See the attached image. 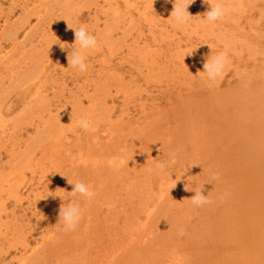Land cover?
<instances>
[{
  "label": "rangeland",
  "instance_id": "obj_1",
  "mask_svg": "<svg viewBox=\"0 0 264 264\" xmlns=\"http://www.w3.org/2000/svg\"><path fill=\"white\" fill-rule=\"evenodd\" d=\"M97 1L95 3V0H0V90H4L0 91V99L1 101L4 99L2 101L4 105L10 103L16 105L10 113H3L0 133L4 129L8 135L14 127L20 125L23 133L19 138L23 143L28 136H34V130L31 128L26 132V127L31 124V119H37L36 115L39 114L37 109L47 106L56 124L68 123L65 127L63 126L62 130H65L61 134L69 138L66 144L62 142L63 148L58 147L57 150L53 148L55 152L53 149L50 150L54 152L53 160L55 161H48L46 158L42 159V163H40L41 154L44 152L38 150L34 152L36 154L34 157H28L31 161L26 159V156L10 157L7 153L9 143L5 139H0V190L7 189L5 183L8 180L12 185L15 182L18 185L23 184L31 177L34 180V183H31L32 193L28 188L21 190L19 196L23 200L22 208L21 212L15 213V216H12L13 207L6 201L7 195L1 196L5 200L6 209L4 214L0 213V233L3 236L7 235L10 239L11 235L18 237L21 231L20 234L26 235L29 247L26 252L23 253L18 249L19 252H16L18 254H15L13 249L20 248V242H17L18 244L9 242L0 236V246H2L0 247V264H5L13 257L20 263L12 264H25L28 259L31 262H35L37 258L40 260L41 253L36 252L41 247L42 241L57 235V228H59L57 223L61 221L58 219L61 204L63 202L78 204L79 201L80 205L81 196L73 197L69 193L73 186L68 184L67 179L72 182L83 179L91 190L101 192L103 197L98 200L99 202L87 204L84 208L80 206L88 213L95 212L96 205H100L101 208L98 209L96 221L86 219L80 222L76 228L78 236L75 239L71 232L72 239L77 244L73 246V251L69 250L72 247L71 244H67L66 247L64 244L65 249H69L66 253H61L62 258L60 257L59 264L85 262L79 250L89 242V239L87 238L86 242L82 240L84 234L82 228L87 224L85 221L88 223L94 221L93 224H95L98 220L103 224L104 221L111 220L112 217H107L108 203L114 204L111 208L113 210L109 213L118 221L115 226L118 229H114V233L118 234L117 241L115 239L113 242L118 243L119 249L126 247L125 241L130 239L124 238L118 230L122 228L126 215L132 218L134 216L132 211L137 215L142 213L145 200H148L146 202L148 219L152 215L160 225V231L157 232L155 225L150 224L147 236L142 241L148 246V258L139 254L126 255L128 259L122 258L116 264H175L177 261L174 259H177L179 264H205L211 259L218 261L222 258V255L216 251L219 248L223 251L225 243L231 250L224 254L229 256L222 260L223 264H264V180L245 179L247 184L250 183L247 210L242 218L245 226L243 229L229 228L232 233L229 237V239L232 238L231 244L227 243L229 241L227 236L219 234L214 239L205 234V231H211L215 224L209 220V217L212 214L221 217L220 211H223L222 206L218 205L220 202L217 203V191L214 189L222 185L215 186L216 181L210 180V172L223 174L222 171H228L227 167L235 171V166H239L240 160L242 161L241 155L247 146L248 138L250 137V140L254 142L257 133L262 134L260 151H264V130L263 133L256 132L257 122L251 121L250 117L253 115L258 121L261 116L263 117L264 112H259V118L258 112L248 111L245 106L239 105L241 100L242 105L249 104L247 100L241 98V94L246 92L244 87L257 81L255 80L257 72L262 73L264 70V54H261L264 53V45L260 48L246 38L250 35H252L251 38L254 35L264 37V0H240L237 6L232 4L231 0H227L228 2L223 0L228 8V14L223 20L232 19L223 29H217L214 26L217 23L221 24L223 20L214 24H209L205 20L203 14L208 10V5L203 0H195L189 6L188 11L193 17L187 25H177L171 17L175 0ZM210 2L215 3L216 0H210ZM251 8L255 9V14L245 20L241 19L240 17L245 14H250ZM67 23L77 28L86 26L87 30L97 37L98 47L87 54L88 69L84 73L69 67L68 50H61L58 44H54L60 40L65 43L64 46L69 51L76 47L72 45L75 40L74 32L67 28ZM8 34H10L9 37ZM11 34H13L12 37ZM225 50L229 53L231 65H228L223 78L217 79L216 83L209 82L203 74V78L198 79L197 73L204 70L205 58ZM238 58L244 60L243 73L248 77L254 66L250 62H245L246 58L256 59L254 60L255 69L260 67L262 70L256 72L254 69L252 80L241 74L245 80V83H241L238 78L233 77ZM45 77L47 82H50L48 86L44 84L37 97L34 95L35 89ZM226 80L230 81L229 87ZM32 83L35 86L29 91L30 95L22 104L20 100L22 93L26 91L24 88ZM230 91L238 93L240 97L234 104L235 107L229 105L227 100H231ZM235 101L236 99H233V102ZM227 111L232 115L230 119L223 117ZM85 114L94 122L95 128L92 131H84L78 126V121ZM24 117H26L25 121H23ZM226 119L229 121L226 122ZM75 139H79L77 145L73 144ZM182 139L185 141L182 142ZM113 141L118 142L119 149L114 152L111 150ZM181 145H186L184 152L181 151L183 150ZM125 148L129 151H125ZM23 149L24 147L20 146V150ZM223 150L228 153L225 165L222 162L212 167L215 156ZM162 151L166 154L157 160V153ZM172 152L177 154V163L167 167L171 171L170 181L176 184L171 188V184L167 183L169 180L166 182L168 178L165 179L164 185L159 178L155 177L156 175L150 172H158L155 169L156 163L169 160V154ZM62 154L67 156L66 163H63V158L60 156ZM206 156L208 160L202 162ZM52 162L55 163L54 166H51ZM16 164H21L22 170L15 176L17 168L11 172V167ZM35 164L42 165L39 169L44 170L43 175H41L43 171L40 172L39 169L34 171L37 167ZM123 164L127 167L121 172L117 168ZM104 165L116 168L120 172L113 173V176L108 174L109 179H106L102 173ZM58 168L60 174L57 172ZM83 168L88 170L89 175L90 171L94 170L103 177L91 180L90 176L86 179L85 175H82ZM129 168L132 170V176L134 175L133 187L130 189L127 186L130 183L124 184L125 180L126 182L130 180V177L126 178L123 174ZM239 170L238 168L237 172ZM247 170L248 168L242 170L246 176ZM30 172L35 174L30 175ZM67 174L68 178H66ZM197 174L205 175L204 179L201 178L202 176L196 179ZM226 174L228 176L229 172ZM147 177L150 178L149 184ZM237 178L238 182L242 180L241 176ZM103 182H106V185ZM203 185V194L208 195L213 203L196 207L190 200L195 195L192 190ZM177 190L179 197L183 196L181 203L175 195ZM231 193L232 197H237L235 191ZM33 196H36L38 206L29 208ZM150 196L154 199L151 200ZM218 199L221 201L220 198ZM106 200L108 202H105ZM155 206L161 208L156 214L153 213ZM215 207L219 209L218 212L215 211ZM25 209L27 210L23 212ZM168 209L171 212H167V216ZM123 210L125 213L122 212ZM254 218L257 224L253 226L248 224ZM45 220L50 221L49 231L45 229L43 222ZM230 220L235 225L238 224L235 215ZM142 222H145V219L140 217L139 225ZM105 226L99 227L101 233L109 232L107 227L111 225ZM180 228L185 230L184 236L178 235ZM237 230H241V233H237ZM141 231L137 227L133 235L136 237ZM102 243V248L108 246L106 242ZM5 247L11 249L7 251L11 253L10 257L6 254ZM209 247L215 251L212 256L214 258H203L202 250ZM134 252L139 253L138 247ZM46 253V256L48 253L49 256L51 255L49 251ZM95 253L93 250L90 252V258H94L92 262L90 261L91 264H109L114 261L112 254L95 260L97 258L94 256ZM101 254L103 255L104 251ZM51 262L58 264L54 258L49 264Z\"/></svg>",
  "mask_w": 264,
  "mask_h": 264
},
{
  "label": "bare ground",
  "instance_id": "obj_2",
  "mask_svg": "<svg viewBox=\"0 0 264 264\" xmlns=\"http://www.w3.org/2000/svg\"><path fill=\"white\" fill-rule=\"evenodd\" d=\"M96 2L95 3H97L98 1L97 0H95ZM227 1V0H226ZM228 2V1H227ZM231 3L232 4H234V5H238V3H240V0H231ZM230 4V3H229ZM95 6V5H94ZM111 7V6H110ZM240 7V6H239ZM100 9V8H99ZM255 14V9H252L251 8V12H250V14H248V15H244V16H242V17H240L241 19H243V20H245V18H250V17H252L253 15ZM229 15H231V14H229ZM232 16V15H231ZM247 16V17H246ZM229 20H232V19H230V18H228L227 20H223L222 22H221V24H219L218 25V23L217 24H215L214 26L215 27H217V29H223L224 27H226L227 25H228V21ZM11 27V26H10ZM9 27V28H10ZM13 29V28H12ZM10 31V30H9ZM12 31V30H11ZM14 34V33H13ZM13 34H11V37H12V35ZM9 35L10 34H8V37H9ZM16 35V34H15ZM250 36H252V35H250ZM250 36H248V37H246L248 40H249V42H253V44H255L256 46H261V45H264V37H261V36H258V35H254L252 38L250 37ZM14 37V36H13ZM9 40H10V38H8ZM8 39H6V41L8 40ZM8 40V41H9ZM12 40H14V39H12ZM11 41V40H10ZM14 42V41H13ZM18 46V45H17ZM249 47V46H248ZM260 48H262V47H260ZM249 49H250V47H249ZM249 49H247V50H249ZM258 49V48H257ZM262 50V49H261ZM198 51V50H197ZM256 51V50H255ZM260 51V50H259ZM264 51V50H263ZM199 52V51H198ZM197 52V53H198ZM248 52V51H247ZM252 52V51H251ZM262 52V51H261ZM253 53V52H252ZM257 53V52H256ZM261 54H264V53H261ZM233 56H234V54H233ZM254 58H255V56H254ZM264 59V58H263ZM2 60V59H1ZM254 60H256V59H249V58H246V61L245 62H250V63H252L253 64V66L254 67H252V73H251V75H250V77H248L245 73H243V66H244V64H243V61H242V59L241 58H238L237 59V65H236V68L234 69V72H233V77H236V78H238L239 79V81L241 82V83H245V80H244V78L242 77V75L241 74H243V75H246L250 80H252L251 78H252V76H253V73L256 71L257 72V70H262V69H260V67L259 68H257V70L255 69V67H256V64H254L255 63V61ZM231 65V64H230ZM229 65V66H230ZM1 66V65H0ZM240 66V67H239ZM43 67V66H42ZM230 68V67H229ZM241 69V70H240ZM255 69V71H253ZM201 70V69H200ZM227 70V69H226ZM241 72H240V71ZM201 71H203V70H201ZM201 71H199L198 73H197V78L198 79H202L203 78V72H201ZM230 71V70H229ZM174 72V71H173ZM177 72V71H176ZM175 72V73H176ZM44 73V72H43ZM178 73H179V71H178ZM6 74V73H5ZM24 73H22V75H23ZM188 74H191V73H188ZM186 75V74H185ZM257 78L255 79V80H257V81H255L252 85H250V84H247L245 87H244V91L246 90V92L245 93H242L241 95V98L242 99H245V100H247L248 102H249V104H247V105H245L244 103H243V105H242V100H241V102H239V105L240 106H245L247 109H248V111H255V112H258L257 113V117H259L260 115H259V112H264V70H263V72L262 73H258L257 72ZM2 77V76H1ZM173 77V76H172ZM194 77H196V76H194ZM193 79V78H192ZM191 79V80H192ZM234 79V78H233ZM40 81V80H39ZM197 81H199V80H197ZM206 80H204V82H205ZM227 81V80H226ZM50 81H48L47 82V80H46V77L44 78V80H42L40 83H39V86L35 89V93H34V95H36L37 97H39V94H40V90L44 87V84L46 83V85L48 86V83H49ZM228 82V81H227ZM230 82V81H229ZM228 82V87L230 86V83ZM52 83V82H51ZM216 83V82H215ZM2 84V83H1ZM209 85V84H208ZM227 85V84H226ZM35 86V84L34 83H32L31 85L29 84L28 86H25V87H27V88H24V89H26V91L25 92H23L22 93V96H21V103L22 104H24L25 103V101H26V99H27V97L30 95L29 94V91L32 89V87H34ZM4 87V86H3ZM216 87V86H215ZM178 88H180V87H178ZM217 88V87H216ZM216 90V89H215ZM0 91H4V90H0ZM244 91H242V92H244ZM194 92V91H193ZM192 92V93H193ZM207 93H209V91H206ZM231 92V95L229 94V96L231 97V100H229V99H227L228 100V103H230L229 105H232V106H234L235 107V105L234 104H236L237 102H238V99L240 98L238 95V93H236V92H232V91H230ZM234 93H236V94H234ZM195 94V93H194ZM88 95V94H87ZM187 95V94H186ZM198 95V94H197ZM196 95V96H197ZM74 96V95H73ZM87 97H89V96H87ZM0 98H1V96H0ZM233 99H236V101L235 102H233ZM0 101H1V99H0ZM2 101H4V99L2 100ZM2 101H1V103H0V123H1V121H2V115H3V113H10V111H12L13 109H14V107L16 106L15 104H12V103H10V104H8V105H4V104H2ZM72 101V100H71ZM246 101V102H247ZM7 103V102H6ZM48 104V103H47ZM43 105H45V104H43ZM60 105V104H59ZM77 105V104H76ZM74 107V106H73ZM37 109V108H36ZM233 110L235 111V109L233 108ZM37 111H38V113L39 114H37L36 116H38L37 117V119H34V120H32L31 119V124H29L28 125V127H26V132L27 131H29L31 128L34 130V136H32V135H30V137L28 136V138H26V140L22 143L21 142V140L22 139H20L19 137L22 135V133H23V130H22V128L20 127V125H19V127H14V129H13V131L11 132V133H9L8 135H7V133H6V130H2V132L0 133V139H5V140H7V142L9 143V151H7V153H8V155H10V157H13V156H17V155H19V156H21V157H23V156H26L27 158L26 159H28V157L29 156H31V157H34L36 154H34V152L36 153L37 152V150L38 151H41V152H44L43 154H41V160H40V163H42V159L44 160V159H48V161H55V160H53L54 159V152H55V150L53 149V148H56V150H57V148L58 147H64V146H61L62 145V142L63 143H65L66 144V141L69 139V138H65V136L64 135H62L61 133L65 130H62V128H63V126L65 127L66 125H68V123H65V124H63V125H60V124H56L55 123V118L52 116V113H51V110H50V108L47 110V106L45 107V106H43V107H39V109H37ZM154 114V113H153ZM232 114H233V112H232ZM260 114H262V113H260ZM33 115V114H32ZM231 116L232 115H230V113L227 111V113L223 116L224 118H231ZM30 117V116H29ZM251 117V121H253V122H257V131L256 132H261V133H263V130H264V114H263V117L261 116V118L260 119H258V121L257 120H255V117L253 116V115H251L250 116ZM25 118L26 117H24L23 118V121H25ZM28 118V117H27ZM32 118H34L33 116H32ZM27 120V119H26ZM30 120V119H29ZM229 120L228 119H226V122H228ZM36 123V124H35ZM177 123V122H176ZM22 125V124H21ZM26 125V124H25ZM24 125V126H25ZM256 125V124H255ZM259 125V126H258ZM23 126V127H24ZM256 127V126H255ZM262 127V128H261ZM259 128H261V129H259ZM69 129V128H68ZM62 130V131H61ZM253 130V129H252ZM74 131V130H73ZM6 133V134H5ZM32 133V132H31ZM64 133H68V132H64ZM85 133V132H84ZM69 134V133H68ZM72 134V133H71ZM32 136V137H31ZM81 136V135H80ZM124 136V135H123ZM255 138H254V142H252V140H250V137L248 138V140H247V146H246V148H245V150H244V153H242V155H241V158H242V161L240 160V162H239V166H235V171H233L232 170V168L231 167H227L228 168V171L226 172V171H222L223 172V174L221 173L220 174V179L219 180H216V182L214 183L215 184V186H217V185H222L221 187H219V188H214L216 191H217V193H216V195H217V197H216V200H217V203H219L218 205H221L222 206V210L223 211H220V212H222L220 215H221V217H216V215H211L210 217H209V220L211 221H213L215 224L212 226V229H211V231H205V234H206V236H208V237H212V238H214V239H216V236H218L219 234L220 235H223V236H227V238L229 239V237L230 236H232V233L230 232V229L229 228H240V229H243L244 228V226H245V223L242 221V218H243V214L245 213V211L247 210V194H248V187L250 186V183L249 184H247V180H245V179H254V181L255 180H257V181H259V180H264V151H260V142H261V138H262V134H255ZM27 137V136H26ZM117 137V136H116ZM115 137V139H117ZM252 137V136H251ZM254 137V136H253ZM74 138V137H73ZM76 138V137H75ZM95 140H96V138H94ZM252 139V138H251ZM77 140H79V139H75L74 140V143L73 144H76L77 145V143H79V141H77ZM111 140V139H110ZM118 140V139H117ZM114 141H116V140H114ZM113 141V143L111 144L112 146V149L111 150H113L112 152H114V151H117V147H118V142H114ZM182 142H184L185 140L184 139H182L181 140ZM112 142V141H111ZM71 143H72V141H71ZM80 145V144H79ZM20 146H22V147H24V149L23 150H20ZM73 146V145H72ZM181 147H182V149L183 150H181L182 152H184V150L186 149L185 147H186V145H181ZM108 148H110V147H108ZM53 149V151L54 152H52V151H50V150H52ZM130 149V148H129ZM17 150V151H16ZM69 150V149H68ZM119 150V149H118ZM5 151V150H4ZM108 151V150H107ZM107 151H106V154H107ZM125 151H129L128 149L126 150V148H125ZM137 151V150H136ZM50 152H52V153H50ZM130 152H131V150H130ZM143 152V151H142ZM141 152V154H143ZM145 152H147V151H145ZM50 153V154H49ZM56 153H57V151H56ZM131 153H133V152H131ZM14 154H16V155H14ZM51 154L53 155V156H51ZM111 154H113V153H111ZM111 154H110V156H111ZM127 154H129V153H127ZM137 154V153H136ZM140 154V155H141ZM164 154H166V153H164L163 151L162 152H160L159 154L157 153V156H156V159L157 160H159L160 158H161V156H164ZM40 155V154H39ZM184 155H185V153H184ZM58 156H59V154H58ZM60 156H62V160H63V163H66V158L65 157H67L66 155H60ZM146 156V155H145ZM227 156H228V153H227V151L226 150H223V151H220L219 153H218V155H216L215 156V163L214 164H212V167H215V166H217V164H219V163H224V165H225V163H226V158H227ZM30 157V158H31ZM107 157V156H106ZM135 157V156H134ZM141 157H143V156H141ZM140 157V158H141ZM147 157V156H146ZM57 158V157H56ZM60 158V157H59ZM144 158V157H143ZM61 159V158H60ZM133 159V158H132ZM135 159H137V158H135ZM142 159V158H141ZM141 159H138V160H141ZM144 159H146V158H144ZM28 160H30V159H28ZM32 160H33V158H32ZM208 160V157L206 156V158L205 159H203L202 160V162L203 161H207ZM245 160H246V163H245ZM31 161V160H30ZM148 161V160H147ZM142 162H144V161H142ZM10 163H11V161H10ZM29 163V162H28ZM27 163V164H28ZM38 163V165H39V162H37ZM50 163V162H49ZM52 164L53 165H51V166H54V162H52ZM133 164H134V162H133ZM133 164H131V165H133ZM204 164V163H203ZM21 164H16V165H12V170H11V172H13V169L14 168H17L16 169V172H15V176H16V173L17 172H21V170H22V168H21V166H20ZM25 165V164H24ZM36 165V164H35ZM38 165H36L37 167H36V169H34V171L36 172L38 169H39V167H41V166H38ZM131 165H130V167H131ZM34 166V165H33ZM105 166V165H104ZM170 166V165H169ZM168 166V167H169ZM26 167V166H25ZM31 167H32V165H31ZM118 167V166H117ZM127 167V165L125 164H123L122 166H119V168H117V169H119L121 172L124 170V168H126ZM128 167H129V163H128ZM27 168V167H26ZM134 168V167H133ZM136 168V167H135ZM221 168V167H220ZM240 169L239 170V172H237V169ZM245 168H248V170H247V176H246V174H244L245 172H243L242 170L244 169L245 170ZM42 169V168H41ZM116 168H112V167H107V166H105V168H103V171H102V173H104L103 175H105V177H106V179H109V175L108 174H110V176L113 174V173H116V172H120V171H118ZM218 169V168H217ZM32 170V169H31ZM126 170V169H125ZM128 170V171H127ZM125 172H123V174H125L124 176H126V178H127V176H129L130 177V180L128 181V182H126L127 180H125V183L123 182V181H121L122 183H124L125 185L127 184V183H130V184H128L127 186H129V188L128 189H130V187H133V182H132V180H134L133 178H134V175L132 176V170L129 168V169H127ZM150 170L152 171V168H150ZM30 171V170H29ZM33 171V170H32ZM38 171H40V172H42L41 173V175H43L44 174V170H38ZM83 173H82V175H85V178L86 179H89V177L91 176V180L92 179H94V178H97V177H100V176H102L103 177V175H101V174H98V173H96L94 170H93V172H91L90 171V175L88 174V170H86L85 168H83ZM134 171H135V169H134ZM35 172H32V174H35ZM57 172H58V174H60L59 173V168L57 169ZM184 172H186V171H184ZM229 172V174H228V176H227V174L226 173H228ZM151 174H153V175H156L155 177L156 178H159L160 179V182L161 183H164V185H165V179H167L166 180V182L168 183V184H171V188L172 187H175L176 186V184L174 183V182H171L170 181V177H171V171L168 169V168H166L163 172H156V173H152V172H150ZM225 173V174H224ZM31 174V172H30V175H32ZM89 176H88V175ZM74 175V174H73ZM180 175H182V174H180ZM183 175H185V173L183 174ZM187 175V174H186ZM67 176V178H68V174L66 175ZM113 176V175H112ZM116 176H118L117 174H116ZM120 176H121V174H120ZM123 175L121 176V177H124ZM187 176H190V175H187ZM199 176H202L201 178L202 179H204V176L202 175V174H197V176H196V179L199 177ZM206 176H208L207 174H206ZM238 176H241V178H242V180H240V182H238ZM93 177V178H92ZM120 177V178H121ZM132 177V178H131ZM30 178V177H29ZM142 178V177H141ZM148 178V184L150 183L149 182V180H150V178L149 177H147ZM188 178H190V177H188ZM188 178H187V180H188ZM22 179V178H21ZM143 179V178H142ZM113 180V179H112ZM145 180V179H144ZM195 180V179H194ZM56 182H57V180H55ZM104 181H106L105 179H104ZM114 181V180H113ZM146 181V180H145ZM145 181H144V183H145ZM163 181V182H162ZM185 181H186V179H185ZM190 181V180H189ZM243 181H245L244 183H243ZM80 182H85L83 179L80 181ZM118 182V181H117ZM9 183H10V185H9ZM23 183V182H22ZM31 183H34V180H33V178L31 177V179H28L27 181H25L23 184H16V182H15V184L13 183V185L11 184V181L10 180H8V181H6V186H7V189H1L0 190V213L1 214H4V212H5V209H6V205H5V200H3L2 198H1V196H2V194H5V195H7V198H6V201L7 202H9L10 204H11V206L13 207V209H12V212H13V214H12V216H15V213L16 212H21L20 210H21V208H22V202H23V200L21 199V197L19 196L20 195V192H21V190H23V189H26V188H28L29 189V191H30V193H32V188L31 187H33L32 186V184ZM44 183V182H43ZM46 183V182H45ZM105 183V185H106V182H103V184ZM188 183V182H187ZM86 184V183H85ZM103 184H101L102 186H103ZM146 184H147V181H146ZM168 184H166V186L168 185ZM44 185V184H43ZM46 185V184H45ZM143 185H145V184H143ZM117 186H119L118 184H117ZM124 186V185H123ZM147 186V185H146ZM165 186V187H166ZM100 187V186H99ZM121 187V186H120ZM135 187V186H134ZM160 187V186H159ZM199 187V186H198ZM197 187V188H198ZM46 188V187H45ZM101 188V187H100ZM99 188V189H100ZM104 188H106V187H104ZM112 188V187H111ZM263 188H264V185H263ZM113 189V188H112ZM189 189V188H188ZM96 190H98V189H96ZM122 190V189H121ZM187 190V189H186ZM46 191V190H45ZM108 191V190H107ZM118 191H120V190H118ZM214 191V190H213ZM235 191V193L237 194V197L236 198H234V197H232V193L231 192H234ZM110 192V191H109ZM128 192H130L129 190H128ZM134 192V191H133ZM132 192V193H133ZM136 192V191H135ZM178 192V190L176 191V197L179 199V202L181 203V201H183V196L181 195V197H179L180 195H179V193H177ZM230 193V195L229 196H227V198H225V199H221V197L224 195V193ZM113 193V192H112ZM112 193H109L110 195L112 194ZM95 196L91 199V200H89V199H86V198H84V197H80L79 198V200H80V206H82L83 208H84V206H86L87 204H92V203H94V202H99L98 200L99 199H101L102 197H103V194L101 193V192H97V191H95ZM135 194V193H134ZM133 194V195H134ZM140 195V194H139ZM31 196V195H30ZM111 196H113V195H111ZM136 196V195H135ZM143 196V195H142ZM6 197V196H5ZM107 197H109V196H107ZM106 197V198H107ZM120 197V196H119ZM133 197V196H132ZM148 197V196H147ZM4 198V197H3ZM112 198V200H113V197H111ZM218 198H220L221 199V201L218 199ZM45 199V198H44ZM131 199V198H130ZM146 199V198H145ZM150 199L151 200H153L154 198H153V196L151 197L150 196ZM27 201L29 200V199H26ZM46 200V199H45ZM78 200V199H77ZM111 200V199H110ZM140 201V200H139ZM148 200H145L144 201V208L141 210V214L139 215H137V214H135L136 212H133L132 210V214L134 215V216H132V218L131 217H129V216H127L126 215V217L125 216H123V217H125L124 218V221H123V225H122V228H120L118 231H120L122 234H123V236H124V238L126 237V239H127V237H129L128 238V240L129 241H125V243H126V247H124L123 246V249L122 248H120L121 249V251H120V249L118 248V246H117V235L118 234H116V233H114V229L116 228L115 226H117V224H118V221L116 220V218H113V216L112 215H110V213H111V211L113 210V209H111L113 206H114V204L113 205H111L110 203H108V215H107V217L108 218H111V220L110 219H108L107 221H104L103 222V224L102 223H100V222H98V220H97V222L95 223V224H93L94 223V221H93V223H88V222H86L85 221V223H87L83 228H82V232L84 233H82L83 234V241H87V238L89 239V242H87L86 244H84L85 246H83L82 248H81V250H79V252L81 251V255H82V258L85 260V262L84 263H82V264H91V262L93 261L92 259H94L93 257H92V259L90 258V252L93 250L94 252H96L95 253V255L94 256H96L97 258L95 259V260H99L100 259V257H104V258H106L105 256L107 255H111L112 254V256L114 257L113 258V260L114 261H112V262H110L111 264H116V262L118 261L119 262V260H121L122 258H125L126 257V255H129V256H133V255H137V254H139L140 256H142V257H146V258H148V246H146V245H144L143 243H142V241H144L145 239V237L147 236V232H148V228H149V225L151 224L152 226L153 225H155L154 227L157 229V232H159L160 231V225L156 222L157 221V219L154 217V216H150V219H148V206H147V204H146V202H147ZM6 202V203H7ZM105 202H108L107 200L105 201ZM111 202V201H110ZM143 203V202H142ZM48 204V203H47ZM78 204H79V201H78ZM132 202H131V206H132ZM167 204V203H166ZM29 205V204H28ZM32 206H34V207H37L38 206V201H37V199H36V196H33V201H32V203H31V206L29 205V208L30 207H32ZM81 207V208H82ZM99 208H101V206L100 205H96V210H95V212H93V213H88V212H86V211H83V218L84 219H82V220H86V219H94L95 221H96V219H97V216H98V214H99V211H98V209ZM216 208V207H215ZM125 209V208H124ZM131 209V208H130ZM158 209H161V208H158V207H154V209H153V213H155L156 214V212H157V210ZM27 209H25L23 212H25ZM82 210H84V209H82ZM122 210V209H121ZM135 210V209H134ZM171 212V210L170 209H168V210H166V214H167V216H168V213L167 212ZM210 211V210H209ZM215 211L216 212H218L219 211V209L218 208H216L215 209ZM214 211V212H215ZM110 212V213H109ZM122 212H124V210L122 211ZM216 212H215V214H216ZM54 213V212H53ZM113 213V212H112ZM125 213V212H124ZM124 213H122V215L124 214ZM114 214V213H113ZM121 214V213H120ZM119 214V215H120ZM34 215V214H33ZM130 215V214H129ZM235 215V217H236V221H237V225H235L234 223H233V221L232 220H230V218L232 217V216H234ZM140 217H142L143 219H145V222H142V224L141 225H139L140 224ZM19 218V217H18ZM58 218V217H57ZM56 218V219H57ZM13 219V218H12ZM17 219V218H16ZM51 219V218H50ZM59 219V218H58ZM1 220V219H0ZM36 220V219H35ZM81 220V221H82ZM205 220V219H204ZM203 220V221H204ZM207 220V219H206ZM57 221V220H56ZM59 221V220H58ZM92 221V220H91ZM146 221H147V223H146ZM208 221V220H207ZM1 222V221H0ZM14 223L16 222V221H13ZM44 222V226H45V229L47 230V231H49V229H51V228H48L49 227V225H50V221L49 220H45V221H43ZM55 222V221H54ZM52 223V222H51ZM54 224V223H53ZM83 224V223H82ZM221 224V226L219 227V225ZM248 224H250V225H255V224H257V220H255V218L254 219H252L251 221H249L248 222ZM14 225V224H13ZM57 225H58V227L59 228H57L58 229V231H57V235L55 236V237H49V238H46V239H44L42 242V245H41V247L39 248V249H37L38 251L36 252V253H41L40 255H41V257H40V260H37L36 259V263L37 264H49V262L51 261V259L52 258H54V261H56V263H58L59 264V261H60V257H61V253L62 254H64V253H66V251L69 249H65V247H66V245L67 244H71V246L72 247H70L71 249H69V250H72L73 251V249H74V247H75V245L77 244V242L76 243H74L75 241H74V239H75V237H77L78 236V230L76 229L75 231H72V233L74 234V239H72V237H73V235L71 236V232H65L64 230H63V223L60 221V222H58L57 223ZM89 225V226H88ZM102 225H106L105 227H107V226H109V225H111V226H109V227H107V229H108V233L107 232H105V231H103L102 233L99 231V227L100 226H102ZM144 225H146V226H144ZM1 226V225H0ZM138 227V229H140V230H142L141 232H139V234L135 237L134 235H133V233H134V230H136V228ZM29 228V227H28ZM78 228V227H77ZM26 229V228H25ZM118 228H116V230H117ZM153 230H155V229H153ZM19 231V230H18ZM96 231H99L98 233L96 232ZM117 231V232H118ZM20 232L21 231H19V234H18V237L17 236H15V237H17V238H15V237H13L12 235H11V238L9 239L8 238V236L6 235V236H3V234H1L0 233V236L1 237H3L5 240H7V241H9V242H14V243H17V242H20V244H21V247L20 248H15V249H13V251H14V253L15 254H18V253H16L17 251H18V249L20 250V251H23V253L24 252H26L27 250H28V247H29V244H28V240H27V237H25L24 236V234L23 233H21L20 234ZM79 232H81V231H79ZM95 232V233H94ZM132 232V233H131ZM237 233H241V230H237L236 231ZM14 233H16V231L14 232ZM13 233V234H14ZM32 233V232H31ZM60 233V234H59ZM80 234V233H79ZM105 234V235H104ZM17 235V234H16ZM28 235V234H27ZM210 235V236H209ZM70 237V238H69ZM81 237V236H80ZM113 237V238H112ZM240 237L242 238V235H240ZM116 239V241L115 242H113L114 240ZM139 239H141V240H139ZM66 240V241H65ZM82 240H79V241H82ZM102 240V242H106L107 243V245L108 246H105V247H103L102 248V246H103V243L102 242H99V241H101ZM78 241V242H79ZM82 241V242H83ZM85 241V242H86ZM230 241H232V238L231 239H229V241H227V243H229V244H231L230 243ZM157 242V241H156ZM80 243V242H79ZM90 245H89V244ZM18 244V243H17ZM64 244H65V247H64ZM73 244V245H72ZM113 245V246H109V245ZM5 245V244H4ZM7 245V244H6ZM74 246V247H73ZM91 246V247H90ZM1 248H2V246H0ZM115 247H117V249L115 248ZM138 247V249H139V253L138 252H134L135 251V249ZM6 248V254L8 255V257H10V254L11 253H8L7 251H11V249H9V248H7V247H5ZM11 248V247H10ZM77 248V247H76ZM80 248V247H79ZM110 249V250H109ZM2 250V249H1ZM109 250V251H108ZM231 249H230V246L228 245V244H226L225 243V245H224V248H223V251L219 248L216 252H218L220 255H222V258H220L218 261H215L214 259H211V260H209V261H207L205 264H223L222 263V260H225L229 255H225L224 256V254H226V253H228L229 251H230ZM5 251H3V252H5ZM47 251H49L50 253H51V255L49 256V253H48V255L46 256V252ZM102 251H104V254L102 255L101 253H102ZM1 252V251H0ZM19 252V251H18ZM134 252V253H133ZM198 252V251H197ZM214 250L211 248V247H209L208 249H204V250H202V252H201V255H202V257L203 258H214V257H212L213 255H214ZM67 253H69V252H67ZM223 253V254H222ZM80 254V253H79ZM141 254H143V255H141ZM77 255H78V253H77ZM101 255V256H100ZM63 256V255H62ZM78 256H80V255H78ZM155 256V255H154ZM171 256V255H170ZM4 257V256H3ZM36 257V256H35ZM38 257H39V255H38ZM49 257V258H48ZM64 257V256H63ZM67 257H68V255H67ZM182 257V256H181ZM224 257V258H223ZM62 258V257H61ZM80 258V257H79ZM156 258V257H155ZM126 259H128L127 257H126ZM63 260V259H62ZM62 260H61V262H62ZM174 260H176L177 262H175V264H179V261L177 260V259H174ZM199 260V259H198ZM69 261H71V260H69ZM91 261V262H90ZM13 262H17V263H20V262H18V259H17V261H16V259L13 257V258H11L10 259V261L8 260V262H6L5 264H12ZM35 262H31L29 259H28V261L25 263V264H35ZM65 263H66V261H65ZM73 263V262H72ZM100 263H102V261H100ZM109 263V264H110ZM24 264V263H23ZM51 264H52V262H51ZM68 264V263H67ZM71 264V263H70ZM97 264H99V263H97Z\"/></svg>",
  "mask_w": 264,
  "mask_h": 264
},
{
  "label": "clouds",
  "instance_id": "obj_3",
  "mask_svg": "<svg viewBox=\"0 0 264 264\" xmlns=\"http://www.w3.org/2000/svg\"><path fill=\"white\" fill-rule=\"evenodd\" d=\"M194 2L195 0H175L174 8L171 12V17L174 19L177 25L189 24L193 16L189 13L188 8ZM203 2L208 5V10L203 14V16L209 24H214L215 22L222 21L228 14V8L225 6L223 0H216L215 3H211L210 0H203ZM67 28L74 32L75 40L72 45H75L76 47L69 51V49L64 46L65 43H62L60 40H58V42L54 44H58L61 50H68L67 61L69 67L78 69L81 73H84L88 69V64L86 63L87 54L98 47L97 37L95 35H92L87 30V27L83 25L77 28L67 23ZM229 64L230 58L228 51H221L214 56L210 55L205 58V63L203 64L204 70L201 72L205 74L206 79L209 82H215L217 81V79L223 78ZM78 126L84 131H92L95 128L94 122L87 114L81 116L80 120L78 121ZM169 155V160L158 161L156 163L155 169L158 172H163L169 165H175L177 163V154L175 152H172ZM219 179V172H210L211 181H216ZM67 181L68 184L73 186L72 191L69 192L73 197L79 195L91 200L96 195L95 192L83 182H72L68 179ZM203 188L204 185L196 190H192L195 192V195L190 198V200L196 207H203L205 205H210L213 203L208 195L203 194ZM229 195L230 193L226 192L221 197V199H225ZM58 215L59 220H61L63 223V230L65 232H72L75 231L79 226L83 218V210L77 203L63 202L59 208ZM185 234V230L183 228H180L178 235L184 236Z\"/></svg>",
  "mask_w": 264,
  "mask_h": 264
}]
</instances>
